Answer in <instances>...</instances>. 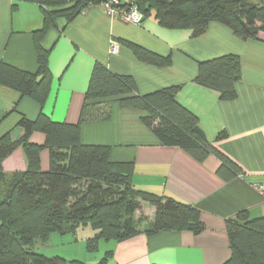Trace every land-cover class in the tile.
<instances>
[{"label":"crops","instance_id":"obj_1","mask_svg":"<svg viewBox=\"0 0 264 264\" xmlns=\"http://www.w3.org/2000/svg\"><path fill=\"white\" fill-rule=\"evenodd\" d=\"M44 7L36 0H0V62L37 72L34 31L43 25ZM123 40L170 56L171 64L143 62ZM113 42L120 45L118 53L112 52ZM43 46L50 51L53 74L43 110L52 119L79 122L94 65L100 62L115 73L132 75L142 94L181 85L177 100L198 116L207 138L243 171L230 181L223 180L217 173L222 164L217 156L201 163L179 147L162 145L141 121L140 110L121 108L116 98L109 99L111 117L84 123L82 142L111 146V159L129 166L135 188L194 204L206 228L198 234L185 230L149 235L142 231L124 241H109L105 247L113 253L107 264L228 261L227 220L241 211L264 216V195L256 187L264 183V33L259 40H244L228 26L211 22L202 35L193 36L190 29L165 28L154 17L140 24L127 23L102 5H94L70 22L57 20V26L46 32ZM228 54L241 58L242 77L235 83L236 99L225 101L219 92L194 79L199 62ZM41 110L35 100L0 85V138L12 131L13 138L19 139L24 133L18 127L21 116L35 120ZM45 140L42 132L31 136L34 143ZM27 163L20 147L4 161V170L12 176L24 171ZM49 167L50 153L44 149L41 168ZM142 213L152 220L156 210L144 204L136 217Z\"/></svg>","mask_w":264,"mask_h":264},{"label":"trees","instance_id":"obj_2","mask_svg":"<svg viewBox=\"0 0 264 264\" xmlns=\"http://www.w3.org/2000/svg\"><path fill=\"white\" fill-rule=\"evenodd\" d=\"M36 1L48 7H44L43 25L34 31L37 72L0 62V85L30 97L42 107L35 120L21 116L18 127L24 133L19 139L13 138L12 131L0 138V264H88L59 255L47 256L34 251V246L54 233H75L89 225L96 230L87 241L90 252L97 251L102 240L120 242L142 231L150 235L185 230L198 234L205 230L197 206L135 188L129 166L111 159V146L85 144L81 138L84 123L111 117L108 100L116 98L121 108L142 112L141 121L162 145L179 147L201 163L211 155L217 156L222 162L217 173L225 181L242 174V169L207 138L198 116L177 100L181 85L142 94L132 75L115 73L97 62L79 122L52 119L43 110L53 82L50 51L43 46V38L57 26V20L70 22L108 0ZM120 6L136 8L144 18L154 17L168 29H190L193 36L202 35L211 22L228 26L244 40H259L264 33V0H122ZM123 42L143 62L171 64L170 56ZM241 77V58L228 54L199 62L194 81L230 101L237 97L235 83ZM35 132L45 134L44 144L31 141ZM20 147L27 157V168L8 176L4 161ZM44 149L50 153L46 171L41 168ZM144 204L155 208L152 220L144 213L136 217ZM227 231L231 257L224 264H264V216L252 217L248 211H241L227 220ZM112 253L107 251L97 264H107Z\"/></svg>","mask_w":264,"mask_h":264},{"label":"rangeland","instance_id":"obj_3","mask_svg":"<svg viewBox=\"0 0 264 264\" xmlns=\"http://www.w3.org/2000/svg\"><path fill=\"white\" fill-rule=\"evenodd\" d=\"M95 232L96 230L89 225L78 228L75 233H54L46 242H37L34 246V251L43 253L47 256L59 255L68 260L77 259L85 261L88 264H97L100 258L104 257L109 250L105 247V244L107 245L109 241L102 240V244H100L97 251H88V238L92 237ZM96 258L99 260H96Z\"/></svg>","mask_w":264,"mask_h":264},{"label":"built area","instance_id":"obj_4","mask_svg":"<svg viewBox=\"0 0 264 264\" xmlns=\"http://www.w3.org/2000/svg\"><path fill=\"white\" fill-rule=\"evenodd\" d=\"M122 0H108L105 1L102 6L105 10L112 16L127 22V23H137L142 22L143 15L139 12L138 9L132 8L130 10L120 6ZM120 45L118 42H113L112 52L118 53ZM257 189L261 194L264 195V183L256 185Z\"/></svg>","mask_w":264,"mask_h":264},{"label":"water","instance_id":"obj_5","mask_svg":"<svg viewBox=\"0 0 264 264\" xmlns=\"http://www.w3.org/2000/svg\"><path fill=\"white\" fill-rule=\"evenodd\" d=\"M144 19H145V18L143 17V18H142V21H143Z\"/></svg>","mask_w":264,"mask_h":264}]
</instances>
